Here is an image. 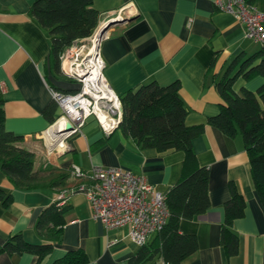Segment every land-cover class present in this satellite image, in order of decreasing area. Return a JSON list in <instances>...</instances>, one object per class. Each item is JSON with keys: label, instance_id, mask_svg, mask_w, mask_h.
<instances>
[{"label": "crops", "instance_id": "crops-1", "mask_svg": "<svg viewBox=\"0 0 264 264\" xmlns=\"http://www.w3.org/2000/svg\"><path fill=\"white\" fill-rule=\"evenodd\" d=\"M33 2L0 0V96L5 127L20 136L15 142L18 146L34 153V168L42 171L48 183L39 188L18 187L0 168V186L12 194L7 206L0 200V246L15 233H22L29 242H43L37 220L63 189L68 192L66 222L62 240L43 259L33 252H2L0 264H52L77 247L87 252V264H122L140 245L127 226L107 228L93 216L86 191L80 187L85 180L71 176V166L76 163L84 170L94 165L121 166L144 174L167 194L181 176L185 153L142 148L118 127L107 134L91 115L81 131L67 139L65 149L48 154L45 133L55 122L52 118L61 113L52 88L75 83L61 69L53 68L49 31L31 14ZM256 3L264 9V0ZM93 4L101 11L100 21L124 6L137 11L112 24L101 42L104 72L114 90L121 95L151 78L161 84L179 80L189 109L187 124L204 125L193 146L198 162L209 167L211 206L195 218L181 219L180 231L196 234L199 243L182 264H264V209L248 152L240 136L209 121L220 111L222 101L216 79L230 66L236 71L262 44L248 37L243 22L217 9L213 0H93ZM263 83L261 74L249 79L239 75L234 88L256 90ZM51 103L54 109L47 113ZM231 181L242 192L245 209L231 227L239 238L238 252L228 256L222 222ZM155 262L162 264L163 259Z\"/></svg>", "mask_w": 264, "mask_h": 264}, {"label": "trees", "instance_id": "trees-1", "mask_svg": "<svg viewBox=\"0 0 264 264\" xmlns=\"http://www.w3.org/2000/svg\"><path fill=\"white\" fill-rule=\"evenodd\" d=\"M257 5L258 0H246ZM258 6V5H257ZM31 14L49 31L50 62L54 69L62 70V55L76 41L86 39L96 29L101 11L93 0H34ZM61 67V68H60ZM228 67L216 79L221 96L220 111L210 116L211 124L232 136H240L248 152L256 190L264 209V83L256 90L243 87L236 91L234 83L239 75L247 79L264 76V44L246 57L236 71ZM63 71V70H62ZM70 81L76 82L70 78ZM77 83V82H76ZM54 87V86H53ZM64 92H75L78 83L70 87H56ZM180 81L161 84L151 78L129 88L121 94L122 118L118 128L124 135L142 147H154L159 151L183 150L185 153L182 173L167 192L170 217L164 228L139 246L122 264H149L162 258V264H182L194 253L198 239L194 233L180 231L182 218H195L206 213L211 200L209 195V167L198 162L193 139L204 129L203 124L189 125V112L180 94ZM0 96V168L18 187L39 188L47 185L44 174L34 168V153L15 142L20 136L5 127V111ZM54 109L51 103L47 113ZM55 121L56 117L52 118ZM54 181L49 184L53 185ZM231 196L224 203L222 243L228 256L238 252L239 238L232 230L237 217L245 209V198L238 185L230 182ZM0 200L4 206L12 201V194L0 186ZM68 205L55 199L40 214L36 228L44 238L41 243L27 241L22 233H15L0 246V253L33 252L40 259L51 253L63 237L64 216ZM89 256L84 248L69 249L52 264H87Z\"/></svg>", "mask_w": 264, "mask_h": 264}, {"label": "built area", "instance_id": "built-area-1", "mask_svg": "<svg viewBox=\"0 0 264 264\" xmlns=\"http://www.w3.org/2000/svg\"><path fill=\"white\" fill-rule=\"evenodd\" d=\"M213 2L217 9L239 18L245 25L248 37L264 44V9L246 0ZM135 14L137 11L133 7L124 6L111 17L129 18ZM106 20L99 22L90 36L73 43L62 55V70L76 80L79 89L64 92L52 88L53 97L61 107L57 119L65 116L71 128L62 129L63 145L51 147L47 142L48 154L65 149L67 139L80 132L91 115L98 119L107 134L119 126L122 118L121 96L105 75V60L101 53V42L108 30L100 38L98 35L99 26ZM87 40L89 43H86ZM68 103L75 106L74 112L69 111ZM70 174L85 180L80 187L86 191L93 216L107 228L127 226L130 236L139 245L162 230L170 217L166 194L149 182L144 174L121 166L94 165L84 170L76 163L71 166ZM67 193L66 189L61 191L57 197L59 204L67 202Z\"/></svg>", "mask_w": 264, "mask_h": 264}, {"label": "bare ground", "instance_id": "bare-ground-1", "mask_svg": "<svg viewBox=\"0 0 264 264\" xmlns=\"http://www.w3.org/2000/svg\"><path fill=\"white\" fill-rule=\"evenodd\" d=\"M68 106H70L69 111L74 112L75 106L71 103H68ZM70 121L65 117L62 116L58 118L46 131L45 135L47 138L48 144L53 147L55 145H63V134L62 129L67 128L70 126Z\"/></svg>", "mask_w": 264, "mask_h": 264}, {"label": "water", "instance_id": "water-1", "mask_svg": "<svg viewBox=\"0 0 264 264\" xmlns=\"http://www.w3.org/2000/svg\"><path fill=\"white\" fill-rule=\"evenodd\" d=\"M128 18H125V17H111V18H108L104 23H102L99 28H98V35H99V38L103 35L104 32H106L110 26L114 23H117V22H121V21H125L127 20ZM123 109V108H122ZM67 128H71V125L68 126Z\"/></svg>", "mask_w": 264, "mask_h": 264}, {"label": "rangeland", "instance_id": "rangeland-1", "mask_svg": "<svg viewBox=\"0 0 264 264\" xmlns=\"http://www.w3.org/2000/svg\"><path fill=\"white\" fill-rule=\"evenodd\" d=\"M105 19H108V18H105ZM105 19H103V20H105ZM103 20H101L100 22H102ZM84 41H85V40H84ZM86 43H89L88 40H87ZM71 83H72V84H74V83L77 84L76 82H71ZM56 119H57V118H56ZM55 121H56V120H55ZM155 263H156V262H151V263H149V264H155Z\"/></svg>", "mask_w": 264, "mask_h": 264}]
</instances>
